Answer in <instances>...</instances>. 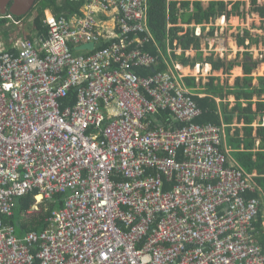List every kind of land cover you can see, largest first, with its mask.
<instances>
[{"label":"built area","instance_id":"built-area-1","mask_svg":"<svg viewBox=\"0 0 264 264\" xmlns=\"http://www.w3.org/2000/svg\"><path fill=\"white\" fill-rule=\"evenodd\" d=\"M85 3L109 28L49 11L45 35L0 52V264H264L250 234L264 203L246 197L253 175L223 170V128L153 118L202 110L178 67L135 72L160 64L144 51L148 0ZM33 192L28 213L55 195L63 207L19 239L3 216Z\"/></svg>","mask_w":264,"mask_h":264},{"label":"trees","instance_id":"trees-1","mask_svg":"<svg viewBox=\"0 0 264 264\" xmlns=\"http://www.w3.org/2000/svg\"><path fill=\"white\" fill-rule=\"evenodd\" d=\"M63 3L65 4V9L69 7L67 0L63 1ZM204 3H207L206 6ZM76 5L78 6L79 4ZM148 6V25L154 35V39H156L161 48L166 50L169 42L172 49L182 48L186 51H198L197 57L194 58H186L184 55H173L174 60L183 67L195 69L198 64L209 65L212 67L213 72H221L224 76H228L235 68L243 69L245 78L242 80L236 79L233 87H229L226 83L223 89H219V86L216 87L217 92L215 90L210 92L209 88H214L217 83L216 79H212L206 90L208 94L202 93L206 98H194L200 109L204 111L197 120L200 123L212 122L221 124L222 119L227 125L234 123L233 121L235 120L236 123L243 124L241 127L236 126L232 134H230V129L232 128L227 129L228 137L226 142L227 146H229V154L248 173H257L255 181L260 184L264 193V126L262 125L264 117V99H262L264 97V80L260 79L258 86L253 87V79L251 78L259 65L253 62L252 53L249 52L245 53L243 64L238 62V55L234 62L215 60L214 55L203 60L201 38L195 35L196 27L201 26L203 34L210 27L208 34L213 37L216 30L215 24L220 19H225L227 22L237 17L244 22L253 14H258L261 18H264V3H259V0H251V3H248L247 0H148ZM46 8L51 9L55 14H59L63 10V8L56 6V0L44 1L39 6L37 5L32 11L35 19L32 21L30 34H19L16 31L15 27L22 26L21 20L26 18L24 16H15L11 12L9 14L19 24L15 27H10L8 25L11 23L5 17H2L0 18V27L6 28L5 33L7 34L9 33L8 29L9 31H15L13 32L15 38L13 41L31 39L33 35H38L37 32L45 35L47 30L42 26V19ZM69 10L71 11V9ZM168 25L172 27L169 28ZM193 25L195 26L193 27ZM255 28V26L250 29L238 28L237 34L234 36L235 45L238 48L249 50L252 47H258L260 39L264 45V36L255 38L252 35L251 29ZM11 45L9 44L7 49H10ZM144 50L150 55L159 56L158 47L153 42L147 43ZM81 54H83V51L79 52V55ZM165 69L166 67L162 66L159 71H165ZM144 74H154V71L142 73L141 75L143 76ZM186 83L192 89L199 87L194 79H188ZM199 94L201 93L198 92L197 95ZM255 97L259 99L258 102L254 101ZM228 98L234 101L231 107L227 101ZM75 99L76 92L72 90L64 100V105L75 104ZM216 99L219 100L220 104H218ZM153 118L162 122L166 128L169 127V123H178L175 119L173 120V116L169 111H162L160 116H153ZM257 118L259 127L256 129L253 124ZM160 122L156 125L157 128L160 127ZM258 140L260 141L259 144L257 143ZM35 195L36 192H33L16 198L14 200V214L11 217L3 216L4 223L14 227L15 234L19 239H24L28 232L45 230L48 225L46 220L51 216V213L63 207L61 200H63L64 196L55 195L51 202L41 205L39 212L29 214L28 212L31 211L34 205ZM250 196L257 195L250 194ZM263 222L264 217L261 215L255 223L257 238L262 245H264Z\"/></svg>","mask_w":264,"mask_h":264},{"label":"rangeland","instance_id":"rangeland-1","mask_svg":"<svg viewBox=\"0 0 264 264\" xmlns=\"http://www.w3.org/2000/svg\"><path fill=\"white\" fill-rule=\"evenodd\" d=\"M224 1H229V0H224ZM247 1H248V3H251V0H247ZM259 3L263 4L264 0H259ZM206 4L207 3H204L205 6H206ZM95 11H96V9L92 8L91 10H87L86 6H83L79 9L78 14H79V17L85 18L86 13L93 12L94 16H96V18H95L96 19V25H100V26H104V27L109 28V26H110L109 19H107L106 16L96 14ZM148 11H149V9H148ZM33 15H34V13H33ZM2 17L3 16L1 15V12H0V18H2ZM31 17L21 20L22 26H19L20 28L17 27L15 23L13 25L9 24L8 26H10V27L16 26L17 28L15 27V29L19 34H30L32 21H33V18H31ZM89 19L90 18L88 17V20ZM168 26H169V28L172 27L171 25H168ZM194 26L195 25H193V27ZM215 26H216V28H215L216 30H215V35L213 37L209 36V34H208L210 27L207 28V30L204 34L202 33L201 26L196 27L195 35L197 37L201 38V43H202L201 52H202L203 60H205V58H207L211 55H214L215 60H225L227 62H234L235 58L238 55V62L243 64L244 58H245V53H247V52L252 53L253 62L257 63L259 65L257 67L256 71L251 76V78L253 79L252 85H253V87L258 86V81L260 79L264 80V45H263L262 40L260 39L262 36H264V18H261L258 14H253L252 16L248 17V19L244 22L239 20V18H237V17L232 18L227 22H226V20L224 21L223 19H221V20L217 21ZM253 26H255L256 28L251 29V33L255 38L260 36L259 46L258 47H252L249 50H246L244 48H238L234 43V36L237 34V29L238 28L250 29ZM5 30H6V28L0 27V52L5 47L7 49V46L9 44H12L13 39H15L14 34H13V32H15L14 30H10L11 31L10 32L8 29V32H9L8 34L5 33ZM198 30H200L199 35L197 34ZM150 32H152V31H150ZM11 33H12V35H11ZM152 35H153V33H152ZM153 38H154V35H153ZM110 41H114V40H110ZM150 42L155 43L156 46L158 47L159 56L150 55L148 52H146L145 50L144 51L146 53H148L150 56H154L155 58H158L160 64L158 66L154 67L152 70H147L145 72H142L140 70H136L135 72L142 74V73H149V72L154 71V74H149V75L144 74L143 75L144 77H147V76L150 77V76H154L156 73L157 74L165 73V72H167L168 69L175 71L174 67H178V70L183 71V75L186 77L185 81H187L188 79H194L196 82V85L199 86V87H197V89H195V88L192 89V88H189L187 86L189 88V90L193 91V94H194L193 101L194 102H195V100H194L195 97L206 98V96L204 94H208L206 92V90H207L208 84L210 83V81L212 79H216L217 83L215 84L214 88H209L210 92L212 90H215L217 92L216 87H219V86H220L219 89H223V86L226 83L228 84L229 87H233L236 79L242 80L245 78L242 68H235L232 70V72L228 76H224V75H222L221 72L220 73L213 72L212 67L209 65L198 64V65H196L195 69H191L190 67H188V68L183 67L181 64L177 63L174 60L173 55L174 54L179 55V56L184 55L186 58H189V57L194 58V57H197L198 51H196V50L186 51V50H183L182 48L172 49L169 42L167 43L166 50H164L163 48H161L158 45L156 39H154V41H150ZM247 44H249V43H247ZM144 48H145V46H144ZM85 49H90V48H85ZM168 49H171L173 51L171 56L168 53ZM179 50L181 51L180 54L178 53ZM163 55H164V58H163ZM165 61H167L169 63V66H167L165 64ZM162 66L166 67L165 71H159V68ZM207 67H211V70L207 69ZM186 72H188V73H186ZM198 92H200L201 94L197 95ZM202 93H204V94H202ZM262 99H264V97ZM216 100H217L218 104H220L219 100L218 99H216ZM227 101L229 102L230 107L233 106V103H234L233 99L228 98ZM254 101L258 102L259 99L257 97H255ZM195 104L200 109V107L198 106V104L196 102H195ZM200 110H202V109H200ZM203 112L204 111L202 110V113L199 116L194 117L191 120L178 119L174 113L173 114L171 113L173 116V120L175 119L178 123H176V124H173L174 122L169 123V127L171 125H176L178 128H181V127L185 128L190 122H193V121L198 122L197 119L202 116ZM161 114H162V111H160L159 114H156V116H160ZM233 122L234 123L227 125L221 119V124H215L212 122L201 123V124H214L218 127L223 128V130H224V136L222 137V141H221L220 145L217 146V149L222 154L223 159H224V163L222 164L223 170H227V169L237 170L236 169L237 165L234 163H230L229 160H227L228 147H229L226 144L227 143L226 139L228 137L227 129L232 128V131L230 130L231 134L234 132V128L236 127V125H235L236 122H235V120ZM198 123H200V122H198ZM241 125H243V124H241ZM253 125L256 129L259 127L258 118L256 119V121H254ZM262 125L264 126V117H263ZM259 142L260 141L258 140L257 143L259 144ZM159 154L162 155L161 153H159ZM146 171L150 172L148 170V168H146ZM256 177L257 176L253 177V181L248 180L246 182L247 186H249V185L253 186V190H250L246 197H247V199L253 198V199L262 200L264 203V193H261V191L257 189L256 184H255L256 183V181H255ZM166 189H167V187H166ZM250 194L257 195V196L251 197ZM42 204H46V202L43 201L40 204V206L38 207V212L40 211V207ZM263 206H264V204H263ZM29 214H31V213H29ZM261 215H263V217H264V207L261 208L259 215L257 216L256 220L253 222V226H252L253 228L251 229L250 234H251L252 238L255 239L258 242V244L264 248V245H262L257 238V230H256V226H255V223L258 221V219L260 218ZM263 226H264V222H263Z\"/></svg>","mask_w":264,"mask_h":264},{"label":"water","instance_id":"water-1","mask_svg":"<svg viewBox=\"0 0 264 264\" xmlns=\"http://www.w3.org/2000/svg\"><path fill=\"white\" fill-rule=\"evenodd\" d=\"M37 0H0V7L6 9L11 5L10 12L15 16L29 14L34 9ZM81 48L93 49V45H84Z\"/></svg>","mask_w":264,"mask_h":264},{"label":"clouds","instance_id":"clouds-1","mask_svg":"<svg viewBox=\"0 0 264 264\" xmlns=\"http://www.w3.org/2000/svg\"><path fill=\"white\" fill-rule=\"evenodd\" d=\"M45 1H48V0H45ZM63 1H65V0H56V6L57 7H61V8H63V10H61L60 11V13L61 12H66V13H68L69 15H74L75 13H78V11H79V9L81 8V7H83V6H85V1L86 0H81L80 2H75V0H67L68 1V4H69V7L68 8H66L65 9V4L63 3ZM44 2V1H43ZM42 3V2H41ZM41 3H36V5H35V7H37V5L39 6ZM76 4H79L78 6L76 5ZM34 7V8H35ZM69 9H71V11L69 10ZM73 9V10H72ZM33 11V10H32ZM51 12L52 14H55L54 12H52V10L51 9H47L46 8V10L44 11V17H45V12ZM32 13V12H31ZM59 13V14H60ZM59 14H55V15H59ZM10 15V14H9ZM10 16H12V15H10ZM4 17H6V16H4ZM13 17V16H12ZM43 17V18H44ZM43 20V19H42ZM224 21H225V19H223ZM10 23L12 22V20H8ZM42 26H43V24H42ZM44 27V26H43ZM44 28H46V27H44ZM34 36V35H33ZM32 36V37H33ZM13 42H15V41H13Z\"/></svg>","mask_w":264,"mask_h":264},{"label":"crops","instance_id":"crops-1","mask_svg":"<svg viewBox=\"0 0 264 264\" xmlns=\"http://www.w3.org/2000/svg\"><path fill=\"white\" fill-rule=\"evenodd\" d=\"M10 5H12V4H10ZM8 8H9V7H8ZM8 8H7V9H8ZM9 10H10V8H9ZM32 15H33V14L30 12L29 14H24V15H22V17L24 16L25 18H30ZM31 18L35 19L34 15H33ZM220 20H221V19H220ZM235 125L238 126V127H241V126H242L241 124H238V123H235ZM230 130L232 131V129H230ZM231 131H230V134H231ZM241 133H243V131H241ZM226 144H227V143H226ZM228 151H229V147H228ZM228 154H229V152H228ZM227 160H229L230 163H234V164H236V165H237V166H236V169H237L238 171H243V172H245V173H247V174H250V173H248V172H247V171H246L241 165H238V164L234 161V159L231 157L230 154H229V156L227 155ZM251 175H253V176H257V173H252ZM255 184H256L257 189L260 190L261 193H263V190H262V187L260 186V184H259L258 182H256Z\"/></svg>","mask_w":264,"mask_h":264},{"label":"flooded vegetation","instance_id":"flooded-vegetation-1","mask_svg":"<svg viewBox=\"0 0 264 264\" xmlns=\"http://www.w3.org/2000/svg\"><path fill=\"white\" fill-rule=\"evenodd\" d=\"M9 8H11V5L9 6ZM9 8L7 9H3L2 7H0V12H1V15L4 17V16H8L9 15ZM4 12V13H3Z\"/></svg>","mask_w":264,"mask_h":264},{"label":"bare ground","instance_id":"bare-ground-1","mask_svg":"<svg viewBox=\"0 0 264 264\" xmlns=\"http://www.w3.org/2000/svg\"><path fill=\"white\" fill-rule=\"evenodd\" d=\"M207 69H210V70H211V67H207ZM210 70H209V71H210ZM196 72H197V71H196ZM186 73H187V72H186ZM195 74H196V73H195Z\"/></svg>","mask_w":264,"mask_h":264}]
</instances>
